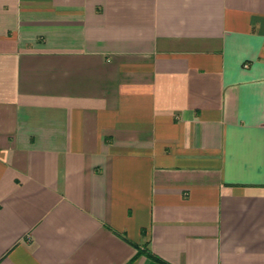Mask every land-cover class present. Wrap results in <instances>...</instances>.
Instances as JSON below:
<instances>
[{"label":"crops","instance_id":"0c3cea01","mask_svg":"<svg viewBox=\"0 0 264 264\" xmlns=\"http://www.w3.org/2000/svg\"><path fill=\"white\" fill-rule=\"evenodd\" d=\"M0 264H264V0H0Z\"/></svg>","mask_w":264,"mask_h":264}]
</instances>
